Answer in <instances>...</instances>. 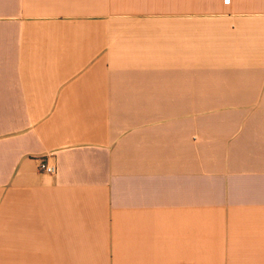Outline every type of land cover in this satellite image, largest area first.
Here are the masks:
<instances>
[{"label": "crops", "instance_id": "obj_1", "mask_svg": "<svg viewBox=\"0 0 264 264\" xmlns=\"http://www.w3.org/2000/svg\"><path fill=\"white\" fill-rule=\"evenodd\" d=\"M0 264H264V0H0Z\"/></svg>", "mask_w": 264, "mask_h": 264}, {"label": "built area", "instance_id": "obj_2", "mask_svg": "<svg viewBox=\"0 0 264 264\" xmlns=\"http://www.w3.org/2000/svg\"><path fill=\"white\" fill-rule=\"evenodd\" d=\"M38 170L42 173L53 175L56 172V167L54 165L49 164L44 160H39Z\"/></svg>", "mask_w": 264, "mask_h": 264}]
</instances>
